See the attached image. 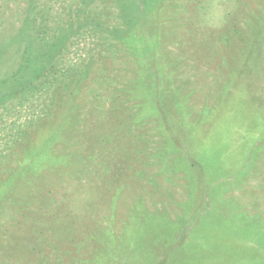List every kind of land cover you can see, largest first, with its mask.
<instances>
[{
	"label": "rangeland",
	"instance_id": "rangeland-1",
	"mask_svg": "<svg viewBox=\"0 0 264 264\" xmlns=\"http://www.w3.org/2000/svg\"><path fill=\"white\" fill-rule=\"evenodd\" d=\"M0 264H264V0H0Z\"/></svg>",
	"mask_w": 264,
	"mask_h": 264
},
{
	"label": "trees",
	"instance_id": "trees-1",
	"mask_svg": "<svg viewBox=\"0 0 264 264\" xmlns=\"http://www.w3.org/2000/svg\"><path fill=\"white\" fill-rule=\"evenodd\" d=\"M130 238V237H129ZM129 238H128V240H129ZM129 243H130V241H129ZM116 247H118V246H116ZM117 249V248H116ZM129 252V251H128Z\"/></svg>",
	"mask_w": 264,
	"mask_h": 264
}]
</instances>
